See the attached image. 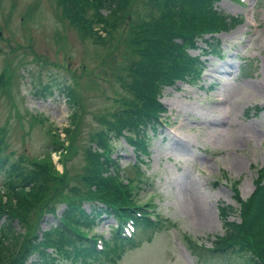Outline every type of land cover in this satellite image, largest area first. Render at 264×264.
<instances>
[{
    "label": "rangeland",
    "instance_id": "1",
    "mask_svg": "<svg viewBox=\"0 0 264 264\" xmlns=\"http://www.w3.org/2000/svg\"><path fill=\"white\" fill-rule=\"evenodd\" d=\"M144 1L130 0L109 41L97 43L67 18L57 0H0V149L20 159L30 177L50 172L56 181L53 195L39 202L33 235L19 226L13 234L19 243L15 253L27 264H41L26 249L33 245L29 239L34 245L41 240L42 250L54 252L42 238L50 229L55 232L70 197L65 183L89 162L85 150L93 149L91 138L102 127L96 114L125 103L120 88L129 79V64L139 57L131 38ZM212 8L234 21L214 24V32L196 36L187 49L202 61V71L163 87L156 97L162 107L155 112L163 118L155 130L146 129L141 141L146 144L129 146L122 138L111 154L123 182L133 183L130 198L138 200L140 213L153 215L134 222L133 243L115 262L102 259L104 254L96 258L103 252L99 243L101 248L111 244L117 223L102 216L91 229L99 242L73 245L61 264L227 262L205 249L224 233L227 222H240L236 197L248 201L260 172L264 184V0H217ZM52 131L59 151L52 149ZM7 181L0 172L3 200ZM48 204L52 210L45 214ZM81 204L89 211V201Z\"/></svg>",
    "mask_w": 264,
    "mask_h": 264
},
{
    "label": "trees",
    "instance_id": "2",
    "mask_svg": "<svg viewBox=\"0 0 264 264\" xmlns=\"http://www.w3.org/2000/svg\"><path fill=\"white\" fill-rule=\"evenodd\" d=\"M57 1L62 5L67 18L74 20L85 35L97 43L109 41L112 32L129 8L126 9V6L131 4L130 0ZM216 1H144L143 13L137 14L136 22H139L133 25L131 38L134 51L139 57L129 64L127 68L129 79L123 82L126 84L120 88V94L123 95L121 102L125 103L114 110L96 114L102 127L91 138L95 144L93 149L85 150L89 162L82 173L75 174L76 178L71 177L65 183L64 187L70 189V197L65 201L64 208L57 217L55 232L50 229L42 238L53 245L50 249L54 252L47 253L42 250L41 240L37 245H34L31 239L27 240L33 245L28 244L26 249L30 250V254L37 255L41 264H61V260L72 253L73 245L78 249L86 244L88 239L94 241L96 236L91 234V229L93 231L97 219L103 220L102 216H112L117 224L111 244H105L103 252L97 255V259L104 254L102 259L115 262L123 247L133 243L134 236L128 238L124 234L121 235L122 226L128 220L141 221L146 217L144 215L146 212L141 214L140 211L143 209L138 200L130 198L133 183L123 182L119 175V162L112 159L111 154L114 152L113 149H116V142L122 138L132 146L146 144L145 141H141L148 136L147 127L155 130L159 125V115L155 112L162 105L158 103L156 97L161 95L163 87L172 86L176 81H183L202 71V61L189 54L187 49L194 46L196 36L214 32V24L230 25L231 21H234V18L216 15L212 8ZM90 7L92 13H88ZM93 21H96L97 27ZM211 22L213 24L209 25ZM175 63H178V66H175ZM47 89L44 90L50 92ZM66 91L70 108L76 110L74 96L68 89ZM161 110L165 111V108ZM50 136L52 149L59 151L61 144L57 139L58 135L52 131ZM52 168H55L53 164ZM0 172L8 176L7 183L10 185L4 191L7 195L5 200L0 197V264H27L24 257L18 255V251L15 253L19 243L15 242L13 234L19 226L25 234L33 235L34 232L30 233L35 229L33 221H36L34 217L39 202L53 195L56 181L50 172L42 173L37 178L30 177L20 159L2 154L1 149ZM262 181L263 175L260 172L248 201L236 197L240 222H227L224 233L215 237L210 249H205L219 257L223 256L227 261L225 264H230L228 261L233 257L238 259L234 264H264ZM65 190L63 188L62 191ZM82 201L90 202L89 211L82 206ZM46 207L44 213L49 214L52 208H49V204ZM157 224L150 221L144 223ZM192 245L203 247L195 242ZM13 255L15 257L10 260Z\"/></svg>",
    "mask_w": 264,
    "mask_h": 264
},
{
    "label": "bare ground",
    "instance_id": "3",
    "mask_svg": "<svg viewBox=\"0 0 264 264\" xmlns=\"http://www.w3.org/2000/svg\"><path fill=\"white\" fill-rule=\"evenodd\" d=\"M14 5H16V4H14Z\"/></svg>",
    "mask_w": 264,
    "mask_h": 264
}]
</instances>
